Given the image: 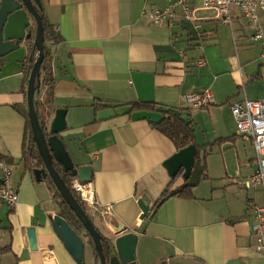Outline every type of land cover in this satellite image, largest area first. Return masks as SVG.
Wrapping results in <instances>:
<instances>
[{
	"label": "crops",
	"instance_id": "crops-1",
	"mask_svg": "<svg viewBox=\"0 0 264 264\" xmlns=\"http://www.w3.org/2000/svg\"><path fill=\"white\" fill-rule=\"evenodd\" d=\"M202 3L195 1L198 22L181 18L169 27L142 15L145 8H165L167 0H42L62 38L52 46L55 97L48 129L56 110L66 108L68 126L60 137L77 166L93 167L89 190L97 206L92 214L105 220L103 234L112 241L137 234L139 264H264L252 234V216L255 206L264 205V191L244 187L258 167L257 155L231 110L246 97L264 101L262 43L250 39L253 29L237 9L230 26ZM258 16L264 28V10ZM194 24L205 35L202 48L196 47L201 41ZM28 48L25 40L0 62V154L4 162L20 158L24 166L12 179L18 204L5 207L0 218L1 225L7 217L9 232L0 264H78L54 230L56 211L51 192L49 201L43 193L45 180L38 181L23 160L27 120L18 108L26 103ZM206 90L213 103L192 109L185 95ZM138 103L156 110L133 109ZM168 110L193 123L202 171L192 198L173 196L153 211L173 182L164 162L179 151L153 125ZM185 184L181 176L170 190ZM145 195L151 212L142 220L139 201ZM31 227L36 250L30 247ZM85 242L94 264L93 246Z\"/></svg>",
	"mask_w": 264,
	"mask_h": 264
},
{
	"label": "water",
	"instance_id": "water-1",
	"mask_svg": "<svg viewBox=\"0 0 264 264\" xmlns=\"http://www.w3.org/2000/svg\"><path fill=\"white\" fill-rule=\"evenodd\" d=\"M42 0H1L0 2V55L8 53L21 47L25 40L32 36L30 30L33 19L37 25L35 45L39 49L38 60L33 67L27 89V102L29 108V118L33 132V139L37 144L39 153L42 157L44 167L34 169L35 177L38 181L46 180L49 175L58 191L68 203L70 209L81 221L86 231L93 239L94 247L100 257V264H139L136 260V241L137 234L134 232L117 236L112 243L115 245L114 253L107 257L103 247V234L96 227L91 216L84 209L81 203L73 194L71 188L66 184L54 166L55 159L61 162L66 169L72 171L74 177H78L81 183H90L93 178V167L91 165L77 166L67 147L60 137L61 132L67 129V109L59 108L56 110L52 120L49 136L43 131L34 103L35 83L40 78L41 65L44 58V26L39 9L42 7ZM200 151L196 144H191L174 153L164 162L171 177L181 176L188 180V185L194 186L197 182V173L201 174L202 168L198 163ZM151 199L143 196L139 204L143 211L141 219H145L151 212ZM54 230L63 242L66 249L73 256L78 264H85L86 242L69 224L60 216H52ZM109 231L114 235H119L121 230ZM30 247L32 250L38 249L37 235L34 227L28 229Z\"/></svg>",
	"mask_w": 264,
	"mask_h": 264
},
{
	"label": "built area",
	"instance_id": "built-area-1",
	"mask_svg": "<svg viewBox=\"0 0 264 264\" xmlns=\"http://www.w3.org/2000/svg\"><path fill=\"white\" fill-rule=\"evenodd\" d=\"M196 0H167L168 5L165 8L150 7L142 10V15L150 22L169 27L181 19L198 22L196 16ZM202 9L211 11L214 16L226 25L233 26L234 10L237 9L240 14L247 19L249 25L253 29L251 35L252 41H261L262 54L264 61V28L259 19L258 12L264 10V0H203ZM194 28L198 31L199 25L194 24ZM199 40L197 48L203 47L205 35L198 31ZM199 65H204L205 60L200 59ZM44 93L41 97L43 100ZM186 102L194 110L209 107L213 103V94L210 90L203 93L189 92L185 95ZM232 114L237 124L238 131L243 136L252 140L257 155L258 167L253 174L245 181L244 187L256 190L259 187L264 191V101L252 100L247 97L235 101L231 105ZM2 176L0 177V218L5 207L13 209L19 200L16 189L12 186L14 170L8 165L1 168ZM90 183H81L78 177L72 180L73 188L81 195L82 199L91 209H95L97 202L89 190ZM86 192L89 196H86ZM109 213V212H108ZM55 214V213H53ZM252 234L256 241V248L264 252V205L255 206L253 214Z\"/></svg>",
	"mask_w": 264,
	"mask_h": 264
},
{
	"label": "trees",
	"instance_id": "trees-1",
	"mask_svg": "<svg viewBox=\"0 0 264 264\" xmlns=\"http://www.w3.org/2000/svg\"><path fill=\"white\" fill-rule=\"evenodd\" d=\"M39 13L42 16L43 26H44V58L41 65L40 78L35 83V94H34V103L35 109L41 124V127L45 134L49 136L50 132L48 129V115L49 111H53V102L55 97V77L53 72V49L52 46L59 43L62 38L59 35L58 29L52 25L48 18L44 13V5L39 9ZM30 30L32 31V36L28 39L29 42V52L24 63V93L26 97V103L24 107L18 108V111L22 113L26 120V135H25V144L23 149V160L25 161V166L30 169H38L43 168L44 163L42 157L39 153L36 142L33 139V132L29 118V108L27 102V89L29 79L35 66L36 61L39 56V49L35 45V37L37 31V25L34 21V24L31 26ZM4 56L0 55V62L2 61ZM2 63V62H1ZM44 93L43 100L41 97ZM137 108H147L156 110V106L148 103H138L133 106V109ZM163 117L158 122H153V125L161 131L163 134L168 136L175 144L177 149H183L191 144H196V135L194 130V125L191 121L184 119L180 113L174 110L162 111ZM214 145V144H213ZM198 149L202 148V146H198ZM211 147V146H208ZM200 151V150H199ZM208 153V150L205 151V154ZM205 155L203 157V162H205ZM6 157L0 154V161L4 160ZM55 169L60 174V176L64 179L66 184L71 188L73 194L84 207V209L88 212V204L82 199L81 195L73 188L72 180L75 178L72 175V171L70 169H66V167L55 159L54 162ZM181 177V174L177 175L173 178V182L163 191L162 195L155 202L152 210H156L166 199L176 196V197H184V198H192V187L188 185V180H185L186 184L176 190H170L172 184ZM49 191L52 194L53 200L58 204L59 211L57 214L65 218L69 224L76 230V232L85 240L83 233L85 236L89 237V241L93 246V254L98 262H100V257L94 247L93 239L86 231L85 227L75 215V213L70 209L68 203L64 200L61 193L58 191L56 185L52 178L48 175L45 180ZM89 214V213H88ZM90 215V214H89ZM147 216L146 218H149ZM92 218V217H91ZM97 227V225H96ZM98 228V227H97ZM99 229V228H98ZM100 231V229H99ZM103 234V233H102ZM103 247L107 257L111 256L115 251V245L112 243L111 239L108 236L103 234Z\"/></svg>",
	"mask_w": 264,
	"mask_h": 264
},
{
	"label": "rangeland",
	"instance_id": "rangeland-1",
	"mask_svg": "<svg viewBox=\"0 0 264 264\" xmlns=\"http://www.w3.org/2000/svg\"><path fill=\"white\" fill-rule=\"evenodd\" d=\"M193 32H197V31L193 29ZM3 165H8L11 169L14 170V172L17 171L18 173L23 172V170H24V168H23L24 166H23L22 161H21L20 158H17L16 161L14 162V164H9V163H6L4 161H0V175L2 174L1 168H2ZM12 186H13V184H12ZM42 189H43V193L47 197L46 199H48V201H49V192H50L49 188L46 187L45 185H42ZM52 207L56 211V213L59 211V206H58V204H56V202L54 200L52 202ZM87 210H88V213L90 214V216L92 217L94 223L100 229V231L102 233L106 234L108 227H107V224H106L105 220H104L103 223H102V221L100 222V220L97 219V217L94 214H92L93 213L92 209L89 206H88ZM7 226H8V219L4 215L2 217V221H1V225H0V252L2 251V248L5 246L7 238L9 236V232L7 230ZM83 235H84V238L87 239L88 243L91 244V242L89 241V237L85 236V233H83ZM91 258H92V255L90 253L89 248L87 247L86 248V256H85V264H91ZM94 258H95V256H94ZM94 264H100V262H98L96 260V258H95V263Z\"/></svg>",
	"mask_w": 264,
	"mask_h": 264
},
{
	"label": "bare ground",
	"instance_id": "bare-ground-1",
	"mask_svg": "<svg viewBox=\"0 0 264 264\" xmlns=\"http://www.w3.org/2000/svg\"><path fill=\"white\" fill-rule=\"evenodd\" d=\"M85 194H86V196H89V193L88 192H86Z\"/></svg>",
	"mask_w": 264,
	"mask_h": 264
}]
</instances>
